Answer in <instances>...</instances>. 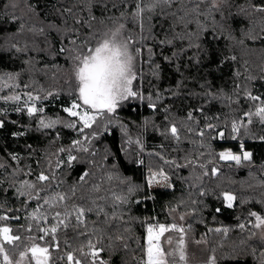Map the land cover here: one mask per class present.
<instances>
[{
	"label": "trees",
	"instance_id": "1",
	"mask_svg": "<svg viewBox=\"0 0 264 264\" xmlns=\"http://www.w3.org/2000/svg\"><path fill=\"white\" fill-rule=\"evenodd\" d=\"M136 2L0 0V216L8 217L0 226L21 237L5 251L18 255L36 244L49 249L50 264H69V252L92 264L91 241L102 249L97 264H142L147 226L174 224L175 211L216 264H264L250 215L264 217V122L255 115L264 102V12L256 10L264 0H216L215 8L210 0H172L146 16L143 30L132 18ZM113 21L125 25L132 51L141 49L133 89L144 99L122 101L81 132L80 123L67 126L76 118L63 111L80 101L70 53L61 49L73 48L72 40L86 45ZM28 93L39 99L29 101ZM12 96L20 99H4ZM33 103L44 111L30 116ZM45 117L61 122L44 128ZM233 122L240 126L235 139ZM74 140L88 151L72 148ZM240 143L249 160L219 158L238 153ZM161 171L170 186L149 188L147 177ZM41 172L50 180L40 183ZM24 181L36 184L32 197L40 191L39 198L20 195ZM225 192L235 197L231 207ZM56 194L67 199L52 201ZM73 206L85 209L84 223ZM52 226L56 240L40 231Z\"/></svg>",
	"mask_w": 264,
	"mask_h": 264
},
{
	"label": "snow or ice",
	"instance_id": "2",
	"mask_svg": "<svg viewBox=\"0 0 264 264\" xmlns=\"http://www.w3.org/2000/svg\"><path fill=\"white\" fill-rule=\"evenodd\" d=\"M171 2L172 0H137L135 9L132 12V18L134 21L139 22L141 30H143L146 16L150 18V15L148 14L154 13L158 7L170 5ZM212 7H217L216 0H212ZM256 10L264 12V7L257 8ZM78 23H80V21H78ZM124 28L125 25L123 23L113 21L112 28H109L101 33H94L93 37L86 45L77 47L75 46L76 41L72 40L71 43L74 45L73 48L61 49L62 52L68 51L70 53L72 61L70 78L75 81V89L78 91V101H80V103H78L74 100L70 107L63 109L68 116L76 118L75 121L67 124L68 127L75 128L77 123H80L83 125V127L80 128V131L83 132L85 128L92 127V125L96 122L98 115H103L104 113H114L121 101L129 98H138L140 100L144 99L142 93L133 89V81L137 79L135 60L136 56L140 54L141 49L136 48L135 53L132 51L133 40L131 37L124 36ZM141 39H144V37H141ZM149 51H151V49H149ZM8 79L11 80L13 77L9 76ZM3 86H7V84ZM27 95L29 101L39 99L38 96H33L31 93H28ZM49 95H52V93H49ZM249 98L253 100L259 99L258 97L253 96H250ZM4 99L18 101L20 97L12 96L4 97ZM149 99H151L150 96ZM82 106H87V108H83ZM148 106L154 108L155 104L150 103ZM19 110L20 109H17V111ZM27 111L31 116L37 111L43 112L44 109H37L33 103L27 108ZM245 115L251 116L252 113H245ZM255 115L258 116L262 122H264V107H258ZM191 116L192 114L189 113V119H191ZM60 122L61 121L59 119L48 121L41 119L40 125L44 128H51ZM207 127L212 128L213 125L209 124ZM239 127L240 126L237 125L236 122H233L232 132H238ZM170 131L172 136L178 140L179 136L176 125H172ZM93 135H95V133H93ZM200 135H203V132H201ZM223 135L224 134L221 132L220 136ZM233 139H235V136H233ZM71 147L78 151H88L87 148L82 147L81 140H74ZM241 148H243V145H241ZM59 151L63 152L66 151V149L61 148ZM67 151H69L68 163L71 165L72 161H74L76 157L71 155V148L67 149ZM218 155L221 160L235 161L238 165L241 163L242 159L249 160L251 157V153L249 152H243V155L241 156L234 154L232 151H222L218 153ZM13 159H16V157L13 156ZM165 162L174 163V161ZM57 166H59V162ZM0 167H3V165L0 164ZM199 167L203 168L205 166L201 164ZM216 173L217 169L213 168L212 175H216ZM204 174L207 175L208 173L205 172ZM86 175L87 173H85V176ZM157 176L161 177L163 180L168 179L163 171L159 173H152L148 179L149 185H151L153 181L157 180ZM80 179L84 180V176H81ZM37 180L40 183H43L49 181L50 177L41 172L37 177ZM36 187V184L24 181L21 185V189L23 190L20 191V195L23 196L27 194L31 198H39L40 191H36V196L32 197V191L36 189ZM223 196L225 201L228 202V207H231V201H233L235 197L228 192L223 193ZM66 199L67 197L63 194H56L51 197L52 201L62 202ZM49 203L50 200L45 198L44 204ZM73 207L78 223H84L83 218L85 216V209L82 207ZM37 211H39V209H37ZM88 211H91V209ZM56 215L59 217L61 214L57 212ZM250 215L256 218L257 222L254 225L255 228H264V217L257 215L255 212ZM6 219H8V217L0 216V221ZM180 219L183 220L184 217L181 216ZM59 223L64 224L65 221L61 219L59 220ZM240 227L243 229L245 226L241 224ZM40 231L43 232L44 235L51 233L52 239L56 240L55 233L57 232V226H52L50 229L41 228ZM169 231H176L180 233L179 237L175 241V247L171 250L165 249L161 243V237L164 236V233ZM215 231L220 232L221 229H216ZM224 231L226 233L227 229H224ZM146 232V247L144 249L145 259L142 261V264H179V262L187 261L184 235L185 230L182 226H177L176 224L148 225ZM11 233V228L7 226H0V240L3 241V243H0V257L3 259V264H22L26 252L31 254L30 259L34 261L35 264H47L49 249L36 244H33L30 248L26 249V251L20 252V260L13 261L10 259L9 255L5 251L4 245L13 244L15 241L21 239L20 236L12 235ZM253 235H255V233ZM40 239H43V237H40ZM116 239L122 240L123 237L117 236ZM261 239H264V235L261 236ZM166 242L170 246L173 245V238L170 236L167 237ZM197 243H201V241H197ZM88 248L91 249L87 255L93 257L92 264H97V259L99 258V253L102 249L97 248L91 241L88 243ZM67 260L69 264H83V262L76 259L71 252L67 254ZM99 264H106V262L99 260ZM207 264H216L215 257H210Z\"/></svg>",
	"mask_w": 264,
	"mask_h": 264
},
{
	"label": "rangeland",
	"instance_id": "3",
	"mask_svg": "<svg viewBox=\"0 0 264 264\" xmlns=\"http://www.w3.org/2000/svg\"><path fill=\"white\" fill-rule=\"evenodd\" d=\"M210 1H212V0H210ZM71 63H72V61H71ZM263 99H264V97H263ZM120 103H119V105H120ZM258 107H264V103L262 105H259ZM83 108H87V106H84ZM43 119L45 121H48V120H56L57 118L45 117ZM234 154L242 155L239 152L234 153ZM152 173H154V172H152ZM151 174L147 177V184H148L149 188H167V187H169V179L163 180L159 176H157L156 181H153V183L151 185H149L148 179L151 176ZM226 203L228 204V202H226ZM232 203H233V201H231V204ZM170 214H171L172 219L175 222L174 224H176L177 226H182V222L186 218L185 214H177L175 211H170ZM181 216L184 217L183 220L180 219ZM256 222H255V224H256ZM254 232H255L254 238L263 243L264 239H261V236L264 235V228H260V229L255 228ZM179 235H180V233L176 232V231H169V232L164 233V236L161 238L162 246L167 250H171L173 247H175V241L179 237ZM184 235H185V247H186L187 261L179 262V264H207V261L210 258V255L206 250L207 248H206L205 242L201 241V243H197V240L192 239V237L190 235H187L185 233H184ZM169 236L173 238V245H171V246L168 245V243L166 242V238ZM7 254L9 255L10 259H12L13 261L20 260V253L18 255L16 253H12V254L7 253ZM30 256H31L30 253L29 254L26 253L25 258L22 261V264H35V262L30 259ZM0 264H3L2 257H0ZM47 264H50L49 259L47 261Z\"/></svg>",
	"mask_w": 264,
	"mask_h": 264
},
{
	"label": "built area",
	"instance_id": "4",
	"mask_svg": "<svg viewBox=\"0 0 264 264\" xmlns=\"http://www.w3.org/2000/svg\"><path fill=\"white\" fill-rule=\"evenodd\" d=\"M234 136H235V138L238 136V134H237V132L234 134ZM241 145H243V143H240L239 144V146H238V152L240 153V154H243V152H244V145H243V148H241ZM152 225H154V224H152Z\"/></svg>",
	"mask_w": 264,
	"mask_h": 264
},
{
	"label": "crops",
	"instance_id": "5",
	"mask_svg": "<svg viewBox=\"0 0 264 264\" xmlns=\"http://www.w3.org/2000/svg\"><path fill=\"white\" fill-rule=\"evenodd\" d=\"M227 204V203H226ZM228 205V204H227Z\"/></svg>",
	"mask_w": 264,
	"mask_h": 264
},
{
	"label": "water",
	"instance_id": "6",
	"mask_svg": "<svg viewBox=\"0 0 264 264\" xmlns=\"http://www.w3.org/2000/svg\"><path fill=\"white\" fill-rule=\"evenodd\" d=\"M162 238V237H161Z\"/></svg>",
	"mask_w": 264,
	"mask_h": 264
}]
</instances>
